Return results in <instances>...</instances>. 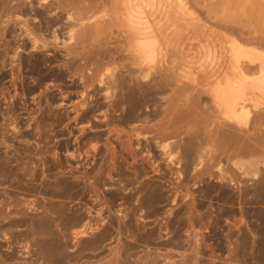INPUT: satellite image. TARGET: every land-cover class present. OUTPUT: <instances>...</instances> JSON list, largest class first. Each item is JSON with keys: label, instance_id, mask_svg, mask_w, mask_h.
Here are the masks:
<instances>
[{"label": "rangeland", "instance_id": "374dc122", "mask_svg": "<svg viewBox=\"0 0 264 264\" xmlns=\"http://www.w3.org/2000/svg\"><path fill=\"white\" fill-rule=\"evenodd\" d=\"M2 1L0 264H264V165L259 162L257 174L246 176L250 190L239 203L240 187L226 188L216 177L218 170L208 168V159L196 166L197 162H184L188 158L176 150L165 154L161 144H175L185 135L188 128L182 122L170 125L173 130L168 126L166 134L155 125L163 117L159 115L166 103L163 97H169L170 121L188 104L190 93L203 87L206 76L224 68L229 45L224 24L251 33L264 31V0H157L149 10L159 43L154 60L147 64L136 60L126 27L109 4L93 24L109 23L92 31L85 44L117 47L119 53L114 61L104 57L97 70L90 62L83 70L76 68L83 59L73 62L63 47L53 50L51 43L43 47L51 38L38 28L45 14H36L35 9L45 1L27 0L33 10H26V5L4 9ZM58 32L61 46L68 34L60 27ZM33 36L38 39L36 47ZM142 67L152 73L168 69L179 83L186 80L189 93L171 101L173 86H166L162 93L130 101L132 82L122 81L115 94L124 100L108 108L99 75L104 71L128 76L126 70H131L134 76ZM93 73L85 88L83 80ZM203 96L216 110L210 95ZM132 104L142 117L150 114L149 123L133 119ZM211 119L206 117L210 124L203 126L205 131L220 120ZM247 184L243 182V188ZM54 203L63 205L69 216L53 212ZM77 215L82 216L79 224H71L69 219Z\"/></svg>", "mask_w": 264, "mask_h": 264}, {"label": "bare ground", "instance_id": "6f19581e", "mask_svg": "<svg viewBox=\"0 0 264 264\" xmlns=\"http://www.w3.org/2000/svg\"><path fill=\"white\" fill-rule=\"evenodd\" d=\"M42 1H45V3L41 4V8L35 9V13L40 15L45 14V16L42 18V20L40 19V24H38L37 26L39 29L46 30L51 38L50 41L43 42L44 44L43 47L48 46L51 43L55 47L53 50H58L63 47L64 49H62V51L63 50L65 51L64 54L66 56L70 55L71 56L70 59H72L73 62H76L77 58L80 60L83 59L84 62L83 63L79 62L80 64H78L76 68H80L81 70H83V68L87 67V63L90 62L91 64L92 63L96 64V70H97V67L99 68L100 65H102V63L104 62L103 61L104 57H107L108 61H114L115 59L114 54L119 53L117 47L116 48L113 47L112 49L109 48L104 49V48H97L94 46H88L87 44H85L87 37L92 34V31L97 30L102 24L106 25L109 23L104 19L105 21L98 20L96 21V23L93 24L94 18L98 16V14L101 13L105 7L107 8L109 4L111 5V7L115 9V13L118 16V20L121 22L123 26L126 27V33L128 39L127 42L129 47L135 53L137 58L136 60L140 64L141 63L147 64L152 62L157 54V46L159 43L158 35L156 33L154 24L151 20V17L154 15V13L150 12L149 10V8H153L155 5H157V0H42ZM195 1H194V5H197L195 4ZM198 2L200 3L201 1L198 0ZM229 2L231 6V1ZM253 2H255V0ZM30 3L31 1L29 2L27 0H3L1 3V8L4 9L8 7L22 8L24 5H26V10L27 9L33 10L34 7L31 6ZM158 4H160V2H158ZM201 4H203V2ZM260 5L263 7L261 2ZM211 6L215 7L213 3ZM225 6L227 7L226 4ZM216 7L218 8L217 5ZM213 8L210 7L209 9L211 10ZM231 8H233V6ZM247 9L249 10V8ZM208 12L209 11H207V13ZM226 12L229 13V11H225V13ZM207 13L205 12V14ZM220 13L221 12L219 11L217 15L219 16ZM251 13H253V11ZM237 14L238 13H236V15ZM257 14L259 16L258 12ZM209 15L207 14V16ZM228 16L230 17L231 14ZM256 17L257 16H255V18ZM211 18L213 17L211 16ZM249 20L251 19L249 18ZM206 22H208V20ZM259 22L260 21L258 20V23ZM229 23L224 25L223 23H221L226 31L224 37L226 38V41L229 44L228 47L226 48L227 55L224 63V68L221 71H219L218 74H215L213 76L210 75L206 76V78L203 79L205 80L203 87L200 89H196L194 93H190V97L187 98L189 99L188 104L184 108H181L179 112L174 114L173 118H171L170 121L167 120V118H169L168 114L169 115L171 114L170 113L171 110L169 111V107L167 105L169 102L168 99L169 97L167 96L163 97L166 103H164L165 105L163 104L162 109L159 110L160 113L159 115L163 117L160 119L159 124H155V125H157L161 131H165L167 130L168 126L171 128V130H173L170 125L177 126L175 124H177L178 122H182L183 123L182 125L188 128L187 130H184L185 135L182 136V138L180 139L178 138L179 141L176 140V143L174 142L175 144H173V142L171 145L169 142L161 144V147L165 151V154H168L170 156L172 155V151L176 150V152H178L180 155H183V158L186 157L188 158L186 161L184 160V162H189V163L191 162V164L197 162L196 166H200V164L202 163L203 160H205V158L208 159V162H210L208 168L211 171H212V167H215L218 170V174H216V177L218 178L219 181L222 182V184H225L227 186L226 188H230L231 185L232 186L236 185V187H240L238 189V193L236 197L238 198L239 203H244L243 201L244 199H246V193L248 190H250L249 185L245 180L246 176L253 173V171L255 172L254 175L257 174L256 171L259 168L258 166L259 162H261V164L264 165V31L257 26L259 30H261V32L258 33L257 30V33L256 32L251 33L249 32V30L248 32L244 31V29H242L241 27L239 26L234 27L232 25H229ZM258 23L257 25H259ZM235 24H237L236 21ZM238 25H240V22ZM76 26L78 27L76 28ZM59 27L65 29L66 33L68 34L67 41H64V39L60 41V43H62L61 46H59L58 44V39L60 38V34L58 32ZM32 38H33L32 45L33 47H36L37 46L36 43L38 39L35 36H33ZM80 47L82 48L79 50ZM117 63H120V61ZM105 70L106 72H108L109 68ZM156 70L157 71L155 73L154 72L152 73L150 68L142 67L139 68L138 73L134 74V76L131 75L132 73L131 70H126L129 71L128 76L117 75V74L114 75L112 72L109 75L108 73L107 75H105L103 71V73L100 74L98 77V82L99 84L103 85L104 99L107 101L106 106H108V108L109 107L115 108L121 103L120 101L124 100L125 96L123 97L119 94H115L116 92L115 88H118L119 87L118 84H120V82L122 83V81L132 82V87L129 86L130 89L129 87L127 88L132 93L130 95L131 96L130 101L131 100L133 101V99L137 100L144 94L147 95V94L162 93L163 91H166L165 90L166 86H173L172 87L173 97L171 98V101L177 100L176 97H179L185 92L189 93L188 91L189 85L187 82H185L186 80L181 81V83H179L180 80L176 78L175 74L168 72V69L164 70L161 68L160 70L158 69ZM185 74H187V72ZM92 78H94V73L92 74L91 78L83 80L84 81L83 86L85 88L91 85ZM210 78H212V81L209 80ZM152 80L154 81V85L153 86L151 85L152 87H148V84ZM129 90L127 91L129 92ZM121 91L120 93H122ZM83 93L84 92H82L81 95H83ZM204 94L210 95L211 102H213L214 105H216V110H214L215 108L212 107L213 104H211L212 105L211 106L208 100L206 102V98L203 96ZM134 96L136 98H134ZM134 104L132 105L135 109V105L137 103L135 105ZM99 105H101V103H99ZM260 105H263V107L257 109L258 111L253 112L254 111L253 108H257ZM113 108L111 110H113ZM120 108L123 109V106ZM134 109L132 110L130 109V111L134 112ZM137 110L135 111L136 113L134 112L133 119L136 121L137 120L142 121L143 123H149L150 118H148L149 117L148 115L150 114L146 115L148 117L146 116L142 117L141 112L137 113ZM211 110H213V112H211ZM104 111H105L104 113L106 114L107 110ZM130 111L128 112L130 113ZM129 113L128 116H130ZM151 114L154 113L151 112ZM208 116L209 118L212 117V119L217 116L218 119L220 120L212 125L210 131H205L203 126L210 124V123H205L206 117ZM249 121L250 123L248 124ZM166 133L167 131H165V134ZM180 133L182 134L183 132L180 131ZM177 156L180 157L178 154ZM180 158H182V156ZM221 159L222 160L224 159L225 162L221 163ZM177 161L179 162V160ZM169 163L171 164V162ZM185 166L187 167V165H184L183 167ZM211 174H213V172H211ZM243 182L247 184L244 185V188H243ZM240 183H242V185H240ZM226 188L225 191H228ZM54 207L52 208L53 209L52 211L57 213L59 216L61 217L69 216V214H67L68 212L66 208H64L63 205L57 206L56 204ZM45 219L47 223H50V220L52 218L48 217ZM81 219L82 216L77 215V216H72L71 219H69V221H71V224H77V223L79 224ZM69 224L67 225L70 226ZM82 226L85 227L86 229L87 223L86 225L84 224Z\"/></svg>", "mask_w": 264, "mask_h": 264}]
</instances>
